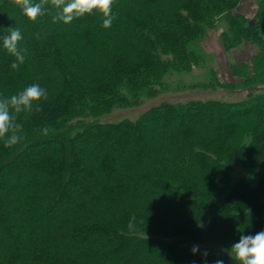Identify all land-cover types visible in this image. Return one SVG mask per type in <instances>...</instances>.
I'll return each mask as SVG.
<instances>
[{
	"label": "trees",
	"instance_id": "1",
	"mask_svg": "<svg viewBox=\"0 0 264 264\" xmlns=\"http://www.w3.org/2000/svg\"><path fill=\"white\" fill-rule=\"evenodd\" d=\"M252 1L249 13L247 0H0V264L264 262V0ZM221 25L224 53L249 54L225 73L205 46ZM195 67L204 78L181 81Z\"/></svg>",
	"mask_w": 264,
	"mask_h": 264
},
{
	"label": "rangeland",
	"instance_id": "2",
	"mask_svg": "<svg viewBox=\"0 0 264 264\" xmlns=\"http://www.w3.org/2000/svg\"><path fill=\"white\" fill-rule=\"evenodd\" d=\"M245 7H247L248 12H252L255 10L256 5L253 3L252 0H247V3L244 5ZM224 27V25L221 26H217L215 33H210L207 38H206V42H205V46L207 48V54L209 55V57L211 58L210 62H213L214 67L216 68H220V70H222V72H227L228 68L226 66V62H228V64L230 65L231 62L236 61L238 59L240 60H247L249 57V54H245L244 56H241L240 58L234 59V57L230 54L227 55L226 53H224L223 51V47L220 43L219 40V32L220 30ZM251 53V52H250ZM226 54V55H225ZM208 57V56H207ZM224 72V73H225ZM181 76V81L183 80L185 83L191 84L193 82H199L204 78V69L203 68H194V70L190 73H186V74H180ZM180 76L175 75L174 79H179ZM226 78L233 79L232 74L226 73ZM189 88V87H188ZM182 90H185V87L180 88L178 91H176L175 97H183V94H181L180 92ZM220 90L216 91L219 92ZM200 92V90H194V91H186L185 94H188L190 96H201L199 95H195L194 93ZM207 91H201L200 93H206ZM225 92V91H222ZM225 93L227 94H219V97H222L223 100H231V99H236L239 96H243L246 93L244 92H237V91H226ZM184 94V95H185ZM208 94V93H207ZM209 96H214V95H209ZM216 97V96H214ZM160 101V98L155 99L152 102H148L146 105H144L141 109L139 110H134V111H130V110H124V109H116L113 112L109 111L106 114H103L101 116V120L102 121H120L122 119H124L125 117L130 118V116L137 118V116L142 113V111H144L150 104L152 103H156ZM129 115H125L128 114ZM99 140V139H98ZM237 170V169H236ZM240 170L234 171V178H237L239 176ZM238 174V175H237ZM16 175V174H15ZM12 176V175H11ZM14 177V176H13ZM60 208V207H59ZM61 211H65L66 205H62L61 206ZM201 246H204V244H202ZM208 246L216 251H218L219 253H225L228 255H239L241 258L246 259V256L244 254V251L237 246L236 244H225V243H209ZM261 255L263 256V252H261ZM264 264V262L262 263Z\"/></svg>",
	"mask_w": 264,
	"mask_h": 264
}]
</instances>
